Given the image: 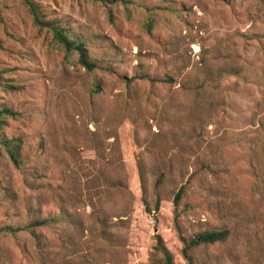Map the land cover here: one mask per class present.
I'll use <instances>...</instances> for the list:
<instances>
[{
	"label": "rangeland",
	"instance_id": "obj_1",
	"mask_svg": "<svg viewBox=\"0 0 264 264\" xmlns=\"http://www.w3.org/2000/svg\"><path fill=\"white\" fill-rule=\"evenodd\" d=\"M34 1L49 19L60 20L85 40L93 59L108 70L89 72L76 57L68 60L49 44L46 33L34 27L22 0H0V69L8 70L6 76L23 87L16 92L0 89V106L22 113L20 119L9 121L4 132L9 137L24 136L31 151L26 173L5 152L0 154V227L25 226L29 208H38V202L43 203L44 217L58 215L53 196L65 175L101 168L93 165L98 159L92 147L96 139L103 141V131L112 129L106 125L112 119L119 139L115 146V139L103 143L102 168L114 176L125 170L129 190L110 194L108 207L118 213L129 204L131 215L129 228L117 231L126 236V254L114 250V258L104 256L111 259L108 264H121L117 261L122 259V264H163V255L155 251L158 234L175 264H189L183 238L213 229L229 230L228 240L190 250L194 264H264V0H132L130 12L108 10L88 0ZM203 61L212 65L214 76L223 73L211 78L207 100L219 97L224 104L214 106L210 125L198 142L185 136L183 147L173 150L172 144L153 134L159 131L158 114L164 100L178 89L176 84L201 75ZM144 74L170 75L176 83L151 87L134 80L141 105L131 104L125 113L130 117L123 119L125 96L117 95L126 92V78ZM97 87L100 94L93 96ZM175 97L181 110L175 113V124L168 122L165 129L183 128L186 110L194 108L181 93ZM94 114L100 127L97 136ZM133 117L138 118L135 124ZM195 146L219 160L220 180L208 182L199 175L187 182L186 178L187 192L179 206L171 186L160 188L161 211L147 212L138 163L153 172L161 167L162 157L168 160L183 152L188 162L178 159L164 168L193 173L200 168L192 158ZM148 182L147 199L154 209L153 180ZM59 230L61 225L39 232L57 249ZM0 247L9 249L12 264H34L29 233L0 236Z\"/></svg>",
	"mask_w": 264,
	"mask_h": 264
},
{
	"label": "trees",
	"instance_id": "obj_2",
	"mask_svg": "<svg viewBox=\"0 0 264 264\" xmlns=\"http://www.w3.org/2000/svg\"><path fill=\"white\" fill-rule=\"evenodd\" d=\"M88 1L101 5L108 10L117 7L123 8L128 12H130V8L133 5L132 0ZM22 2L31 17L34 27H36L39 32L46 33L49 44L63 51L68 60L72 57H76L78 63L89 72L108 70L102 67L99 61L93 59L85 40L73 35L69 28L60 20L49 19L41 6L34 0H22ZM147 26L148 30L151 31L152 25L148 22ZM0 47H2L1 41ZM198 70L201 73L199 77H187L181 83L176 84V86H179L178 89L171 93V97H167L164 100V106L158 114L157 127L159 131L153 134L160 138L161 141L172 144L174 147L173 150H175L176 147L182 146V140L186 137L189 141L193 138L195 142H198V138L204 136L203 133L205 131L203 132L202 130L210 125V114L215 110V107L224 104L219 97L207 100V95L209 94L208 88L213 83L211 78L218 79V76H222L223 73L218 72L217 76H214L212 65L207 61H203ZM8 72V70L0 69V89L4 92L22 90L23 87L21 85L15 84L12 79L6 76ZM134 80H138V82H148L151 87H172L176 83L175 79L170 75L152 77L149 74H144L133 79L126 78V92L117 95V98L125 96L123 119L130 117L125 113L131 110V104L135 103L141 105L140 94L133 90L134 86L138 84L133 85L132 83ZM96 89L98 90L93 91V96L100 94V87ZM176 93H181L186 97L187 102H191L194 108L186 110L187 119L186 125L183 128L176 129L168 127V129H165L163 126L168 122H171L172 125L175 124L173 118L179 114L181 110V107L176 105ZM93 116L92 122L98 129V132H94L93 135L97 136L100 128L99 125H97L99 120L95 114ZM21 117L22 113L20 111L5 105L0 106V154L5 152L11 163L18 170L26 173L27 164L30 162L31 157V151L26 149V138L21 135L9 137L4 132V129L9 126L10 120H18ZM131 120L135 124L138 118L133 117ZM143 122L148 129L152 131L150 120L145 118ZM198 124H200L201 127ZM106 125H110L112 129H108L110 131H103V141L96 139L95 145L92 147L96 151L95 153L98 159V162H94L93 165H97L98 163L101 165V168L99 170H86L82 175H70V173L65 175L64 181L59 184L57 193L53 196L59 206L58 215H48L44 217L41 209L43 203L38 202V208H29L28 214L30 215V220L25 226L6 225L0 227V236L2 237L18 238L23 232L30 234L34 245L32 255L34 264H108L111 263V259L108 261L104 256L107 255L114 258V250H117L118 253L120 252L123 256L126 254L124 250L126 236L123 233H117V231L127 230L129 228L131 215L130 205H124L118 213H115L108 207V198L109 195L113 194L115 191L123 193L128 192V175L124 170V172H120L114 176L109 171L102 168V161L105 160V147L103 143L107 142L109 139H115L113 143V146H115L119 139L118 132L114 129V120L108 119ZM200 128L202 133H200ZM195 148L196 146L193 148L194 156L192 158H196V163L200 165V168L196 169L193 173H188L187 170L175 172L172 167L167 169L164 168V166H172L178 159L188 162L189 159H184L182 156L183 152H180L176 158L171 157L168 160L166 157H162L160 159L161 167L153 172L146 171L143 164L141 162L138 163V175L147 212L161 211L162 200L159 194L160 188H164L167 185L171 186L169 189L171 194H173L174 203L176 206H179L187 192L185 188L186 178H188L187 182H190L199 175L203 177L204 181L208 182H217L220 180L218 176L219 169L217 167L219 160L208 157L205 153H200L202 147H200L199 150ZM119 162L122 164L124 163L121 156L119 157ZM106 165H110V163H106L105 166ZM150 178L153 180L152 189L155 194V201L153 203L154 209L151 208V203L149 199H147L149 190L148 181ZM261 191L264 192V187L263 189L261 188ZM87 209H90L88 213L85 212ZM115 218L118 220L115 221ZM60 225L61 230L58 231L60 234V244L56 249L51 244L48 237L42 232H39V230L51 229ZM229 236V230L213 229L198 232L187 239L183 238L185 244L183 250L184 257L188 260L189 264H194L193 257L188 254L190 250L201 245H214L216 243L226 242ZM156 238L157 245L155 251L163 255V264H175L174 257L168 249L162 235L158 234ZM92 256L93 259H91ZM103 257L105 259L101 260ZM118 258L121 257L118 256ZM122 260L117 262H121L122 264ZM0 264H12V257L9 249L0 247Z\"/></svg>",
	"mask_w": 264,
	"mask_h": 264
}]
</instances>
